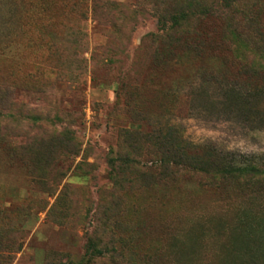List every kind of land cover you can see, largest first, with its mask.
Listing matches in <instances>:
<instances>
[{"label":"rangeland","instance_id":"rangeland-1","mask_svg":"<svg viewBox=\"0 0 264 264\" xmlns=\"http://www.w3.org/2000/svg\"><path fill=\"white\" fill-rule=\"evenodd\" d=\"M244 166L264 0H0V264H264Z\"/></svg>","mask_w":264,"mask_h":264},{"label":"trees","instance_id":"trees-1","mask_svg":"<svg viewBox=\"0 0 264 264\" xmlns=\"http://www.w3.org/2000/svg\"><path fill=\"white\" fill-rule=\"evenodd\" d=\"M161 24V23H160ZM180 27V25L178 24V22H171L170 26L168 28L165 29V27L163 28V31L165 32H173V31H176L178 30V28ZM215 164V163H214ZM213 164V165H214ZM220 165V164H219ZM206 167H208L207 165H204V168L201 166V167H198V170L200 171H205L203 169H206ZM222 168V167H221ZM212 169H215L216 172L218 171V169H220L219 166H212ZM215 171L211 172V173H214ZM233 174L236 178V180H256V182L254 184H259V182L262 180L263 178V174L262 176L260 175L259 173V170L256 169V172L255 170L252 171L250 169V167H247V166H244V167H239L238 169H236L235 171H232L229 169V172L225 173L226 174ZM247 187V185H246Z\"/></svg>","mask_w":264,"mask_h":264}]
</instances>
